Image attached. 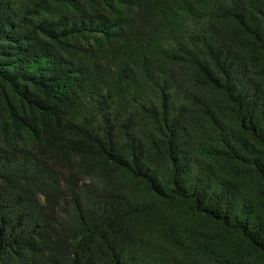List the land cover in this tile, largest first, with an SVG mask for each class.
Returning a JSON list of instances; mask_svg holds the SVG:
<instances>
[{"label":"trees","instance_id":"16d2710c","mask_svg":"<svg viewBox=\"0 0 264 264\" xmlns=\"http://www.w3.org/2000/svg\"><path fill=\"white\" fill-rule=\"evenodd\" d=\"M0 264H264V0H0Z\"/></svg>","mask_w":264,"mask_h":264}]
</instances>
